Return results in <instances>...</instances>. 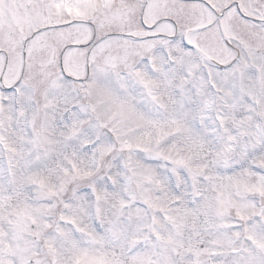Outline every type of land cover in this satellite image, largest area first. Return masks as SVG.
Masks as SVG:
<instances>
[{
	"label": "snow or ice",
	"instance_id": "obj_1",
	"mask_svg": "<svg viewBox=\"0 0 264 264\" xmlns=\"http://www.w3.org/2000/svg\"><path fill=\"white\" fill-rule=\"evenodd\" d=\"M0 264H264V0H0Z\"/></svg>",
	"mask_w": 264,
	"mask_h": 264
}]
</instances>
